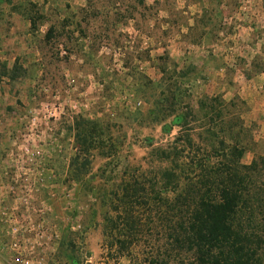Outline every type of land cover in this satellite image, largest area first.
Wrapping results in <instances>:
<instances>
[{
	"label": "rangeland",
	"instance_id": "rangeland-1",
	"mask_svg": "<svg viewBox=\"0 0 264 264\" xmlns=\"http://www.w3.org/2000/svg\"><path fill=\"white\" fill-rule=\"evenodd\" d=\"M237 2L0 0V182L29 166L19 153L44 168L32 215L40 200L50 204L59 238L49 264H148L162 253L183 181L196 176L181 158L207 153L200 142L235 138L198 103L239 96L231 64L244 60L242 48L219 41ZM49 24L58 50L45 42ZM245 112L249 163L264 156V137ZM76 119L96 129L90 148L76 142Z\"/></svg>",
	"mask_w": 264,
	"mask_h": 264
},
{
	"label": "trees",
	"instance_id": "trees-1",
	"mask_svg": "<svg viewBox=\"0 0 264 264\" xmlns=\"http://www.w3.org/2000/svg\"><path fill=\"white\" fill-rule=\"evenodd\" d=\"M29 19L36 26L35 18ZM53 29L49 24L44 39L47 44L54 39L51 48L58 50L61 42L55 39ZM262 69L264 60L254 57L251 70ZM218 97L202 96L199 109L203 116L222 121L234 141L221 137L215 142H200L198 150L207 153L181 158L183 171H194L196 176L183 181L174 207L179 213L177 223L169 228L163 255L157 252L150 256L148 264H168L175 256L178 264H264V156L256 155L249 163L241 161L245 152L242 136L247 130L243 129L239 111L245 103L234 96L224 106ZM82 121L75 120L74 130L77 144L85 149L92 146L96 129ZM173 121L179 126L175 137L179 140L185 124L180 116ZM124 241L117 240L118 250L122 251Z\"/></svg>",
	"mask_w": 264,
	"mask_h": 264
},
{
	"label": "built area",
	"instance_id": "built-area-1",
	"mask_svg": "<svg viewBox=\"0 0 264 264\" xmlns=\"http://www.w3.org/2000/svg\"><path fill=\"white\" fill-rule=\"evenodd\" d=\"M23 156L30 160L25 162L29 166L17 167L25 170L17 172L16 169L9 184L0 182V258L6 264H49L45 256L54 252V242L59 238L54 219L48 216L51 214L50 204L40 200L38 216L32 215L40 192L38 186L46 185L44 168L34 166L33 154L19 153L15 158ZM29 175H33L34 180L27 177ZM3 185L7 186L6 189ZM64 190L65 196H69V190ZM10 196L14 199L8 203Z\"/></svg>",
	"mask_w": 264,
	"mask_h": 264
},
{
	"label": "crops",
	"instance_id": "crops-1",
	"mask_svg": "<svg viewBox=\"0 0 264 264\" xmlns=\"http://www.w3.org/2000/svg\"><path fill=\"white\" fill-rule=\"evenodd\" d=\"M237 1L236 8L228 9L226 37L219 41L223 46L238 44L242 48L244 60L237 65L231 64L234 68L233 79L238 80L239 84L236 95L246 106L245 115L249 121L245 125L264 137V69L251 70L254 57L259 56L264 60V0ZM218 43L216 40L215 44Z\"/></svg>",
	"mask_w": 264,
	"mask_h": 264
}]
</instances>
